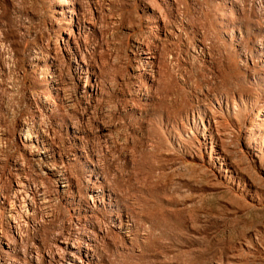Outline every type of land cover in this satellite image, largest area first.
Segmentation results:
<instances>
[{"label":"rangeland","instance_id":"rangeland-1","mask_svg":"<svg viewBox=\"0 0 264 264\" xmlns=\"http://www.w3.org/2000/svg\"><path fill=\"white\" fill-rule=\"evenodd\" d=\"M0 264H264V0H0Z\"/></svg>","mask_w":264,"mask_h":264}]
</instances>
